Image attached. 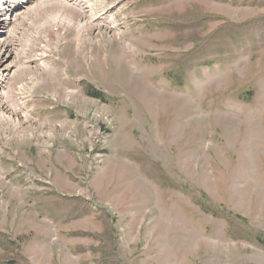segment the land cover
Here are the masks:
<instances>
[{
    "label": "rangeland",
    "instance_id": "rangeland-1",
    "mask_svg": "<svg viewBox=\"0 0 264 264\" xmlns=\"http://www.w3.org/2000/svg\"><path fill=\"white\" fill-rule=\"evenodd\" d=\"M49 1L9 24L0 103L42 109L0 123V264H264V0H107L113 30Z\"/></svg>",
    "mask_w": 264,
    "mask_h": 264
},
{
    "label": "bare ground",
    "instance_id": "bare-ground-1",
    "mask_svg": "<svg viewBox=\"0 0 264 264\" xmlns=\"http://www.w3.org/2000/svg\"><path fill=\"white\" fill-rule=\"evenodd\" d=\"M23 1L24 0H0V24H2V28L0 30V32L2 33V34H0V79H2V80H4L6 77H9V78L13 79L16 75H18V73H19V71L21 69V66L17 65L20 68L19 71L17 73H13L12 75H9L8 73H6V71H11L13 69L12 64H17V63L15 62V60H12L11 64L9 62H5L4 63V61H5L6 57L10 55V50H9V47H10V45H9L10 36H9V32L7 30L9 29V27H10L9 24H11V22H9L8 19H9L11 11H13L17 7V5L22 3ZM64 1H67V2H64ZM55 2L56 3L63 2V3H59V4H63L65 6H69L71 9H73L75 6H77L78 10L83 15L86 16V15L89 14L88 16H90V19H91L92 22L100 20V19H101L100 21L106 20L107 22H110L111 24H106L110 30H113V29L117 28L118 22L120 21L119 20L120 16L118 14L117 15H113L111 17H107V13L104 12L105 9H106V6H108L107 0H99L97 2H94L93 4H90V5H85V4L81 3L82 0H51V1H49V5H53V4H55ZM79 3H81L84 7H81V6L79 7ZM95 6L102 8V10L100 11L101 14H98L96 16L94 15L95 12H97ZM110 7H111V5L108 6V10H112V7L111 8ZM100 12H97V13H100ZM102 12H104V13H102ZM10 18H11V16H10ZM100 21H98L97 24ZM73 23H74V21H73ZM68 25H71V24L69 23ZM119 36H121L123 38V34L121 32H120ZM109 41H112V40H109ZM5 43H7V44H5ZM106 43H107V41H106ZM102 45L103 44H101V46ZM43 49H44V47H43ZM16 50L18 51L19 48H17ZM6 51L9 54L8 55L6 54V55L3 56V54ZM43 51L45 52L46 50H43ZM11 52H13V51L11 50ZM19 55H20L19 52H16L15 56L18 57ZM27 65H28V63H27ZM46 66H47V64H45L44 62H41L40 64H38V67L43 68L44 70L46 69ZM28 67H30V66H28ZM46 70H48V69H46ZM16 78L19 79V76H17ZM30 83L33 85L32 86L33 90H36V88H38V85L35 83V79L34 78L30 77ZM20 88H22V87H20ZM24 89H25V87H24ZM12 104H13L12 102L9 103V107L10 108H12L11 107ZM12 109L15 110V111L18 110L16 108H12ZM4 111H6V112H4ZM2 112L10 114V115H9V117L8 116L7 117L6 116L3 117V115H0V123L4 124V122H5V124L9 123L10 125H12V131H13L14 134H16V137L20 136L21 134H27L28 133L27 130L29 129V127L28 128L24 127L25 124L23 125V124L14 123L16 120H14L13 118H24L21 121H24L27 124V123H31L32 120H33V119H31L30 115H26V114L20 113L19 115L15 116L11 112H8L7 108H5ZM10 125H9V127H10ZM4 127H5V125H4ZM9 129H11V128H9ZM19 132H20V134H19Z\"/></svg>",
    "mask_w": 264,
    "mask_h": 264
},
{
    "label": "crops",
    "instance_id": "crops-1",
    "mask_svg": "<svg viewBox=\"0 0 264 264\" xmlns=\"http://www.w3.org/2000/svg\"><path fill=\"white\" fill-rule=\"evenodd\" d=\"M12 114L14 115V112H12ZM4 130L7 131L6 128ZM14 138H17V137H14ZM14 138H11L10 143H13L16 149H21L22 150L26 146V144H24L22 140H15ZM5 139H8V138H5ZM4 146H7V142L4 144ZM1 147H2V145H0V148ZM19 152L20 151H16L15 152V157H19L20 156ZM24 157L25 156L23 155V158ZM25 158H27V160L30 161L29 157H25ZM31 159L34 160V161L35 160L39 161L38 155L36 156V158L31 156ZM30 163H31V161H30ZM41 164H43V163L41 162ZM1 167H2V173L5 176H8L9 174L5 170V167L3 165H1ZM41 167L45 168V171L43 170V172H46V173L48 172V167L49 166L47 164L42 165ZM12 173H16V175H13L15 179H17V180L21 179V174H20L21 172L15 171V169H13ZM2 180H4V178H3V176L2 177L0 176V183H2ZM11 188H12L11 192H10L11 196H7L6 199L10 198L11 199L10 203H13L15 205V207H14L13 204H11L13 208L10 209L9 211H10V213H14V219L16 221H19V218H18V214L19 213L21 215H24L27 212H31L32 210H34V207H32V208L27 207V206L24 207V205H28V204L32 205L33 202L29 201V198L26 197L25 195H22L24 193V188L22 187L21 181L16 182V184H15V182H13V183L11 182ZM49 196L50 195L41 197L39 205H40V207H43V211H46L47 214L50 213V217L47 216V219L49 220L50 224L53 225L54 223H57L60 220L57 216L54 215V213L56 215H60V213L66 215L65 208L70 203H69V200H67L66 204H65V207L60 209L58 207V204L56 203V201H54L53 199L48 198ZM0 201H1V197H0ZM33 205H35V204H33ZM1 214H2V210H1V202H0V215ZM50 218H51V220H50ZM77 219H80V218H77ZM15 224H16V222H15ZM55 230L59 231L58 229H55Z\"/></svg>",
    "mask_w": 264,
    "mask_h": 264
}]
</instances>
